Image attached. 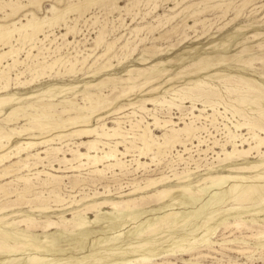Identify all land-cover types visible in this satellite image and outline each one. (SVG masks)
I'll use <instances>...</instances> for the list:
<instances>
[{
    "label": "rangeland",
    "instance_id": "374dc122",
    "mask_svg": "<svg viewBox=\"0 0 264 264\" xmlns=\"http://www.w3.org/2000/svg\"><path fill=\"white\" fill-rule=\"evenodd\" d=\"M28 1L0 0V24L19 19V26L30 12L51 16L52 5L64 9L79 2L40 0L39 10ZM15 3L25 8L4 18ZM64 17L66 25L44 26L27 38L15 30L9 44L0 42V53L16 48L0 63V71L9 73L0 100L11 96L0 102V153L9 155L0 161V216L7 217L0 221V243L31 244L1 248L0 264H264V165L237 172L264 157L252 148L221 160L223 149H246L256 144V133L264 136V0H88ZM56 59L37 76L40 62ZM153 116L171 122L156 126ZM137 121L149 123L162 145L142 158L134 149L142 146L131 126ZM102 123L124 134L100 140L106 149L121 142L125 155L118 156L125 163H104L99 173L75 153L86 151L95 134L56 135L86 127L101 133ZM18 145L25 149L16 154ZM78 164L84 165L68 168ZM256 173L263 177L252 194H240L249 182L227 178ZM161 177L157 187L132 193L135 185ZM182 187L189 189L183 195L209 188L193 203L165 206ZM168 188L173 191L165 197L156 195ZM81 196L82 205L76 202ZM131 199L135 206L124 209ZM96 203L80 213L89 222L73 226L78 211ZM168 212L174 216L162 220ZM26 218L35 223H16Z\"/></svg>",
    "mask_w": 264,
    "mask_h": 264
},
{
    "label": "bare ground",
    "instance_id": "6f19581e",
    "mask_svg": "<svg viewBox=\"0 0 264 264\" xmlns=\"http://www.w3.org/2000/svg\"><path fill=\"white\" fill-rule=\"evenodd\" d=\"M79 2L74 4V5H70L64 9H60L58 8L57 6L55 5H52L51 8L48 10L50 13H51V16H44V17H37L36 14L34 12H30L29 15L30 17L29 18H26V23H20L19 26H17V24L19 23V19L17 21H12L8 24H0V42L3 44V45H6V44H9L10 40H11V37H12V33L13 31L15 30H23L24 33H23V36L27 38V36H32V35H35L37 32H40L42 31L43 27L44 26H53L55 24H59L61 21H63V23L66 25V21H65V14L69 13V11L71 10V8H75V10L80 7L83 3H85L86 1L88 0H78ZM30 3V5L32 6H35V7H38L36 9H39L40 7V0H29L28 1ZM59 2V1H58ZM29 5V4H28ZM25 8V5H21L20 3H15V5H9V9H10V13H5L3 16L4 18H8L10 16H14L16 15L20 10L21 8ZM40 10V9H39ZM22 11V10H21ZM47 13V12H46ZM127 14V13H126ZM28 15V16H29ZM225 15V14H224ZM27 16V14L25 15ZM27 16V17H28ZM123 24V23H122ZM12 27V28H11ZM152 28V27H151ZM28 29L31 30V33H28L27 31H29ZM70 29V28H69ZM68 29V30H69ZM143 30V29H142ZM148 31V30H147ZM98 37H101V36H98ZM100 39V38H99ZM95 42V41H94ZM97 43V42H96ZM95 43V45H96ZM125 45V44H124ZM97 47V46H96ZM124 48V47H123ZM31 49V48H30ZM16 52V48L14 49L13 47L9 48L8 50H5V51H2L0 53V63L3 62V60L8 57L9 55L11 54H15ZM86 59V58H85ZM59 59H56L52 62H45V61H42L40 62V67L41 69L40 70H37L35 71V73L38 75H42V74H45L44 71L46 70H50L52 69V67L54 66V64L58 61ZM87 60V59H86ZM16 58H12V64H14L16 62ZM75 61V60H74ZM84 61V60H83ZM82 61V63H83ZM66 62H68L69 64L73 65L74 63H72L71 61H69L68 59L66 60ZM65 62V63H66ZM76 63V62H75ZM7 64V63H6ZM10 65V63L8 64ZM3 66V65H2ZM6 67V66H5ZM61 67V66H60ZM72 67V66H71ZM70 67V68H71ZM22 73V72H21ZM8 71L3 69L0 71V84H1V87L2 88H6L7 85H8ZM33 80V79H32ZM205 84V83H204ZM198 86V85H197ZM200 86V85H199ZM213 88V87H212ZM130 91V90H129ZM164 98V97H162ZM11 99V96H7L5 97L4 99L1 98L0 102H3L5 100H10ZM13 99V98H12ZM150 101H153V99H148ZM147 102V101H146ZM156 102V101H155ZM166 102V101H165ZM168 102V101H167ZM6 103V102H5ZM7 103H9L7 101ZM216 103V102H215ZM3 104V103H2ZM130 105H132V103H130ZM123 106H121L119 109H122ZM170 108V107H169ZM141 109L145 110L146 108L144 107V105L141 106ZM132 114H135L134 111H131ZM259 113H264V110L263 111H259ZM75 119H78V118H70V120H74ZM153 123L154 125L156 126H164L165 124L167 123H170L171 121L170 120H163V121H160L161 119L157 118L156 116H153ZM72 122V123H75V122ZM116 122V125H118L119 121L118 120H115ZM36 124V123H35ZM38 125V124H37ZM85 125V124H84ZM242 125L241 123L240 124H237L235 125L237 128ZM250 127L252 128H256L257 125L256 124H252V123H249ZM131 126L132 127H135L138 132V135H139V140L141 141V145L142 146H137V145H134V149L138 148V154L135 155V156H141V158L144 156V155H147V154H150L149 152L152 150L151 147H153L154 145L157 146V148H159L160 146H162L159 142L156 141L155 137L154 138V134L152 133L151 129L149 128V123H146L145 125H140L137 122H135L134 124L131 123ZM160 127V128H161ZM249 127V126H248ZM45 128V125L42 127V129ZM116 128H119L118 126ZM115 127H108L106 126L105 123H102L101 125V133L99 132H96V128L94 127H86V128H82V129H74L72 130L71 132L67 133V134H61V135H56V137H61V136H65V135H71L72 133H76V134H95L96 135V138L93 139V140H90V141H87L85 142V146H86V151H81V149L77 148L75 150V153H76V157L77 159H85L86 160V165H90L91 168H93V172H99L101 173L103 171V167L100 168V166L102 164L105 163L104 167H107V168H113V167H121V165H123L125 163V161H122V159L118 156L119 154L121 155H125V152L121 151L118 146L121 142L119 141H116L114 142L113 145H109L108 144V147L106 149V146H104L105 142H102L100 140V138H103V137H106L107 138H113V139H118V138H124V134L122 133H119L117 132V129ZM34 129V128H33ZM184 129H186V126L184 127ZM236 130V129H235ZM21 131V130H20ZM48 130H46L45 132H47ZM263 131H264V128H263ZM175 132V130L172 129V133ZM177 132V131H176ZM79 135V136H80ZM5 136V135H3ZM2 136V137H3ZM46 137V136H45ZM174 137V134H172L169 139L163 141V143H169L171 141V139ZM6 138L8 140H10V135L9 136H6ZM40 138H43V137H40ZM54 137H50L48 139H44L42 142H47V141H52ZM255 140H256V144L254 146H249L248 148H236L234 146V148L231 150V151H226L227 149H223V152L222 154L224 155V158L222 157V161H225V160H229L231 159V157L233 155H238V156H241V155H246L249 153V151L252 149V148H255L259 154V156L261 157H264V151H259V147L260 146H264V136H260L258 135L257 133L255 134ZM3 139V138H2ZM38 139V138H37ZM245 140V139H243ZM1 141V140H0ZM202 141V140H201ZM40 142L39 141H27L26 144L29 145V146H35L37 144H39ZM22 144V142H21ZM107 144V143H106ZM103 146V147H101ZM4 147V144H0V148ZM21 145H18L15 147L16 149V154H18L21 150L25 149V147L23 148H20ZM7 148V147H6ZM259 148V149H258ZM6 150V149H5ZM3 150L2 153H0V161H2L4 158H9V155H8V151H5ZM58 150V149H57ZM124 150H126V153L127 152H130L129 148L126 147ZM10 153V152H9ZM38 154V153H37ZM36 154V155H37ZM73 154V153H72ZM128 154V153H127ZM28 156V155H27ZM26 156V157H27ZM217 156V155H216ZM219 156V155H218ZM75 157V158H76ZM122 157V156H121ZM237 157V156H236ZM154 157H152L153 159ZM240 158V157H239ZM136 161V164L137 165H141V166H145L146 163L145 162H140L139 161V158H135L134 159ZM21 160H18L16 163H19ZM65 162H68L67 160H64ZM69 163V162H68ZM83 163V162H81ZM206 164V163H205ZM84 164H78V165H71L70 169H76V168H79L80 166H82ZM264 163H252V164H248L246 166H242V167H237L238 168V171L237 172H240V173H244V172H248L249 170H253V171H256L254 169H257L258 167H261L263 166ZM25 166H27V164H25ZM130 166V165H129ZM264 167V166H263ZM236 168V169H237ZM229 169V168H228ZM234 169V168H233ZM258 171V170H257ZM44 173V172H43ZM48 175L50 178H52V180H56L57 178H60L59 176H55V175H51V174H46ZM215 177V176H214ZM217 177V176H216ZM263 176L260 174V173H256L254 176H245V175H232L230 177H227L229 179H232L233 181L235 182H249L248 184L244 185L243 187L240 188L241 190V195H245V194H252L253 191H255V185L253 184L254 182H256L257 179H260L262 178ZM21 180L23 181H27L28 180V176L27 175H21L19 177ZM206 178H209V177H206ZM204 178V179H206ZM165 179V177H161L160 179H151V180H148L144 185H135L134 186V189L132 191V193H137V192H140V191H144L146 189H150V188H154V187H157L158 185L161 184V182ZM211 180H213V177L209 178ZM220 179V178H218ZM168 180V179H167ZM170 181V180H168ZM185 180H182L180 182H184ZM206 181H203L201 182L200 184H203L205 183ZM135 184V183H134ZM164 185V184H163ZM237 186H235L234 188H236ZM209 187H202L200 189H198L196 192L197 194H194V195H190V194H184L185 192L189 191L188 188L186 187H182V189H180V192H179V195H176V196H172L170 198V202L168 204H166L165 206H169V207H172L174 205H187L189 203H193V201H196L197 198L203 196L205 194V192L207 191ZM178 189V188H176ZM151 190V189H150ZM173 190L171 189H164V190H161L159 192L156 193V195L160 196V198L162 197H165L168 193L172 192ZM54 192V191H53ZM131 193V194H132ZM143 193V192H142ZM84 194V193H83ZM99 194V193H98ZM87 195V194H86ZM155 195V196H156ZM89 196V195H87ZM123 196V195H122ZM157 196V197H158ZM57 197V196H56ZM59 197V196H58ZM157 197H154V198H157ZM84 198H86V196H81L79 200H76V202H79L81 200H83ZM92 198V197H91ZM62 199V198H61ZM89 199V198H88ZM86 199V200H88ZM141 199H144V197H140V200ZM159 199V198H157ZM154 200V199H153ZM135 201L134 199H131V200H125L124 201V204L126 205L124 209H128L129 208V203L131 202L132 204H134L135 206ZM147 201V200H146ZM84 201H81L79 204L82 205ZM105 202H99V205L101 204H104ZM108 204V202H107ZM79 205V206H80ZM97 205L96 204H93V205H87L85 207H83L80 211H78V215H80V213H85L87 210H90L91 208L95 207ZM100 205V207H101ZM110 205L113 206L114 208H117V209H120V202L119 201H112L110 202ZM40 210H43L44 212H48L50 210H44V209H48L47 207L45 208L44 206H41L39 207ZM122 209V210H124ZM131 209V208H130ZM130 211V210H129ZM75 212V211H74ZM99 214V213H98ZM81 216V215H80ZM174 216V213L173 212H168V213H165L163 216H162V220H166L168 219L169 217H172ZM135 217V215H133L131 218H129L128 220L130 219H133ZM7 217L5 216H0V221H4ZM156 219H159V218H156ZM67 221V220H66ZM22 222H29L30 224H33L35 223L34 222V219L33 218H26V219H20L18 220L16 223H22ZM52 222V221H51ZM89 221H86L84 217H78L77 220L75 222H73V226H82V225H85L87 224ZM48 225H50L49 222H46ZM126 223V221H122V222H119V225L120 226H123L124 224ZM55 225H58L59 222H54ZM156 224V223H155ZM238 224V223H237ZM8 225V224H7ZM64 225V224H63ZM155 227L151 228L150 226H148V231H151L153 230ZM129 230H126L125 232L127 233ZM147 231V229H146ZM152 232V231H151ZM1 234V233H0ZM3 234L5 236L8 237V234L6 232H3ZM25 237V236H24ZM26 242H29V241H26ZM28 245L30 246L31 244L30 243H25V242H15V243H11V244H8V245H3L2 243H0V249L2 248H6L7 246L10 247L11 249L13 248H22L23 246L25 245ZM167 263V262H166Z\"/></svg>",
    "mask_w": 264,
    "mask_h": 264
}]
</instances>
